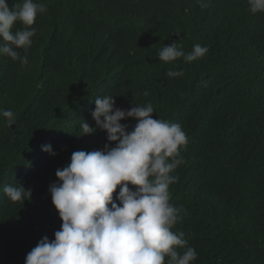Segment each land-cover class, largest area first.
Wrapping results in <instances>:
<instances>
[{
	"label": "trees",
	"instance_id": "16d2710c",
	"mask_svg": "<svg viewBox=\"0 0 264 264\" xmlns=\"http://www.w3.org/2000/svg\"><path fill=\"white\" fill-rule=\"evenodd\" d=\"M207 2L93 0L80 9L77 35L42 31L28 71L14 67L0 80V109L14 114L11 122L0 115V264H25L44 236L54 239L62 223L49 193L56 170L74 151L108 144L101 130L80 135L81 120L95 128V104L80 103L78 91L115 96L122 110L150 102L154 119L181 125L188 143L169 192L186 213L172 230L195 249L193 264H264V13L252 14L247 0ZM129 18V29L117 26ZM173 42L185 53L196 44L209 51L166 67L157 53ZM121 123L130 131L136 121ZM48 145L55 155L42 151ZM9 185L31 189V198L10 201Z\"/></svg>",
	"mask_w": 264,
	"mask_h": 264
},
{
	"label": "clouds",
	"instance_id": "9594fccd",
	"mask_svg": "<svg viewBox=\"0 0 264 264\" xmlns=\"http://www.w3.org/2000/svg\"><path fill=\"white\" fill-rule=\"evenodd\" d=\"M199 3L202 9L209 6L207 0ZM247 3L252 14L264 13V0ZM92 4L93 0H0V80L11 78L14 67L28 68L29 52L42 31L77 35V26L85 19L80 9L89 11ZM102 6L109 18L111 6ZM37 16L42 20L35 23ZM131 25L129 18L117 26ZM208 51L196 44L185 53L182 44L173 42L159 50L157 59L170 67L180 58L185 63L197 61ZM166 75L184 73L169 70ZM78 94L83 97L80 103L95 104L91 112L95 128L81 120L80 135L101 130L108 144L103 150L74 151L70 163L56 170L57 182L49 193L61 227L54 239L44 236L27 253L25 264H193L195 249L184 232L172 230L186 213L170 202L169 192L178 180L172 173L184 162L181 150L188 143L181 125L154 119L150 102L122 110L116 107L115 96ZM0 115L11 122L14 114L0 109ZM127 119L136 121L130 131L121 123ZM42 151L55 155L50 145L42 146ZM4 193L14 203H24L32 195L31 189L19 185L6 186Z\"/></svg>",
	"mask_w": 264,
	"mask_h": 264
},
{
	"label": "bare ground",
	"instance_id": "6f19581e",
	"mask_svg": "<svg viewBox=\"0 0 264 264\" xmlns=\"http://www.w3.org/2000/svg\"><path fill=\"white\" fill-rule=\"evenodd\" d=\"M231 1L233 2V0H231ZM229 2H230V0H229ZM221 3H222V2H221ZM222 4H223V3H222ZM234 4H235V0H234ZM226 5H227V3H226ZM229 5H230V4H229ZM236 5H237V4H236ZM240 6H241V5H240ZM240 6H239V7H240ZM241 7H242V6H241ZM225 8H226V7H225ZM231 8H232V7H231ZM235 8H236V7H235ZM233 9H234V8H233ZM236 9H237V8H236ZM234 10H235V9H234ZM240 10H242V8H240ZM237 11H238V10H237ZM237 11H236V12H237ZM81 12H82V11H81ZM239 12H241V11H239ZM242 12H244V11L242 10ZM237 13H238V12H237ZM237 13H236V14H237ZM209 22L211 23V21H209ZM247 25H248V24H247ZM226 26H227V25H226ZM248 26H249V25H248ZM53 34H54V33H53ZM246 41H247V40H246ZM57 47H58V43H57ZM56 49H57V48H56ZM60 50H61V48H60ZM56 51H57V55H59V54H58V50H56ZM250 51H251V50H250ZM59 53H60V51H59ZM245 53H246V52H245ZM245 53H244V54H245ZM246 54H247V53H246ZM60 57H62V54H61ZM72 57H73V56H72ZM242 57H243V54H242ZM62 58H63V57H62ZM62 58H61V60H62ZM67 59H68V58H67ZM77 60H78V59H77ZM32 61H33V60H32ZM78 61H79V60H78ZM34 62H35V61H34ZM60 63H61V62H60ZM61 65H62V64H61ZM64 65H65V64H64ZM33 66H34V65H33ZM38 67H40V66H38ZM54 67H57V66H54ZM54 67H53V68H54ZM57 68H59V64H58V67H57ZM28 69H29V68H28ZM55 69H56V68H55ZM60 69H61V66H60ZM65 69H66V66H65ZM26 70H27V69H26ZM26 70H25V71H26ZM27 71H28V70H27ZM34 71H35V69H34ZM36 71H37V70H36ZM56 71H57V70H56ZM58 71H59V70H58ZM58 71H57V72H58ZM64 71H65V70H64ZM64 71H63V72H64ZM38 72H39V71H38ZM46 73H47V72H46ZM60 73H61V72H60ZM66 73H67V70H66ZM47 74H48V73H47ZM48 77H49V76H48ZM51 77H52V76H51ZM49 78H50V77H49ZM49 78H48V79H49ZM52 79H53V78H52ZM51 81H52V80H51ZM60 84H61V83H60ZM55 85H56V84H55ZM61 85H62V84H61ZM61 85H60V86H61ZM56 86L58 87L59 85H56ZM62 86H63V85H62ZM62 88H64V87H62ZM64 95H66V94H64ZM62 96H63V95H62ZM60 98H61V97H60ZM50 109H51V108H50ZM68 133H70V132H68ZM71 134H72V133H71ZM67 135H68V134H67ZM59 139H60V138H59ZM251 264H252V263H251Z\"/></svg>",
	"mask_w": 264,
	"mask_h": 264
}]
</instances>
